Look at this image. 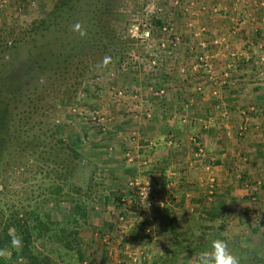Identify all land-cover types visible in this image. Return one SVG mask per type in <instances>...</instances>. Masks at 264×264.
<instances>
[{
	"label": "rangeland",
	"instance_id": "1",
	"mask_svg": "<svg viewBox=\"0 0 264 264\" xmlns=\"http://www.w3.org/2000/svg\"><path fill=\"white\" fill-rule=\"evenodd\" d=\"M57 1L0 0V76L15 78L18 87L1 108L10 143L0 157V207L5 212L9 207L33 209L53 226L34 245L57 264H79L80 252L85 256L81 264H108L105 259L92 263L94 252L108 250V240L121 230L118 235L123 234L121 225L127 220L123 214L119 221L121 213L116 212L117 196L123 191L114 192L110 187L113 146L106 140L108 128L118 127L121 132L140 118H149L144 110L149 107L152 111L155 104L151 96L155 71L163 69L173 78L181 77L186 73L183 63L188 55L181 58L175 51L174 57L172 53L166 56L162 67L149 66L154 47H145L132 35L145 0H68L69 5L47 16ZM152 2L169 11L168 2ZM95 17L106 22L109 37L103 40L108 52L79 58V47L87 51V42L94 41ZM40 19H46L45 25L35 31ZM76 23L86 35L73 31ZM105 56L112 62L103 67ZM92 109L95 120L89 116ZM128 118L136 121L128 122ZM55 124L59 131L53 136L49 129ZM55 138L64 144L72 142L78 156L72 157L64 144L53 143ZM118 153L131 158L125 148ZM38 165H45L48 173L37 171L41 169ZM53 171L65 179L57 178ZM55 185L61 186L58 195L50 191ZM111 191L115 194L110 195ZM136 209L144 216L137 204ZM252 209L261 211H253L254 217L247 211V224L238 230L237 240L245 245L240 249L241 264H264V202ZM58 226L64 227L60 242L53 235L48 237ZM64 243L71 249L68 253Z\"/></svg>",
	"mask_w": 264,
	"mask_h": 264
},
{
	"label": "crops",
	"instance_id": "2",
	"mask_svg": "<svg viewBox=\"0 0 264 264\" xmlns=\"http://www.w3.org/2000/svg\"><path fill=\"white\" fill-rule=\"evenodd\" d=\"M193 1V11L199 4L205 9L191 18L188 14L173 17L179 22L176 27L182 39L177 52L181 58L188 55L183 63L186 73L162 82L166 97L163 101L155 99L149 118H140L126 131L108 128L106 140L113 146L108 163L112 166L110 187L114 192L129 191L123 195L127 220L121 225L123 234L118 235L121 230L108 240V250L94 252L96 246L92 263L105 259L108 264H193L211 238L225 239L240 256L245 245L237 236L247 224L250 211L248 187H257L255 203L264 202V159L260 158L264 157V94L253 75V65L245 60L255 53L256 41L264 47V0L262 7L252 12V18L245 16L243 2ZM236 19L241 25L236 34L227 36V48L217 51L216 46H209L217 54L210 60V70L219 74L230 53L235 54L238 65L223 82L219 75L208 78L194 59L197 51L191 31L203 26V36L209 43L213 35L223 33ZM243 121L245 132L239 133ZM124 148L131 158L118 153ZM126 166L134 167L133 175L148 180L151 186L155 208L151 215H144L149 221L145 227L148 237L127 235L144 216L139 215L126 185L129 175L122 168ZM101 240L104 242V238Z\"/></svg>",
	"mask_w": 264,
	"mask_h": 264
},
{
	"label": "trees",
	"instance_id": "3",
	"mask_svg": "<svg viewBox=\"0 0 264 264\" xmlns=\"http://www.w3.org/2000/svg\"><path fill=\"white\" fill-rule=\"evenodd\" d=\"M161 1H163V0H161ZM164 1H165V3L168 2V0H164ZM147 2H148V0L143 1L144 7L147 5ZM156 4L159 5L158 3H156ZM67 5H69L68 0H58L55 4H53V7L50 9L47 16H49L50 14L54 15V13L57 10H59L60 8H62L64 6H67ZM168 10L173 11V8L168 6ZM165 12H167V11H165ZM147 15H148V18L151 21H153L155 29L157 27H160L161 24L163 22H165L164 18H162V19L154 18L153 16L149 15V13ZM95 19L97 20V22H96V25H95L94 30H93V32H94L93 40L94 41L93 42L92 41L87 42V45H88V46H86L87 51L84 49V47H79V52H78L79 58H81V57L87 58L88 54H92V55L94 54L95 56H96V54H100L103 56L108 52L107 48L105 46L107 42L103 40L104 38L107 39V37H109L108 36V29H107V26L105 24L106 22L104 19L99 20L100 18H98V17H95ZM45 21H46V19H40L39 22L34 27L35 31L42 28L45 25ZM181 41H182V39H181ZM174 48L177 50V48H179V47L175 46ZM149 56H148V58L150 59L151 55H149ZM162 62L163 61H161L159 64L160 67H162L161 66ZM237 64H238V61H237ZM252 70H253V75L256 74V70L254 67H252ZM80 73H81V71H80ZM154 75L157 77L155 83L153 84V85H155L153 88L156 90L158 87H164L165 88V86L162 84V82H165V80H167L166 77H168L170 79L173 78V76L171 75L170 72H166L163 69H159V71L157 69L155 71ZM80 79H81V75H79V84H80ZM14 82H15V78H12L10 76H7V77L0 76V157L2 156V154L4 152V149L7 148L6 145L8 143H10V136H9L10 131L8 132L6 128H3V119H1V114H3L2 113L3 110H1V108L3 109V106L7 102V99L10 98L14 94L15 90L18 88L17 86H15ZM262 88H263L262 92L264 93V85H262ZM118 89H120V88L118 87ZM196 91H198V90H196ZM165 97H166V94L161 95V96H159V100L163 101ZM93 111H94V109H92L90 114H89L91 119L93 118V116H96V115H94ZM94 122L95 121H93V124H94ZM49 130H50V134L54 136L58 133L59 127L57 124H55ZM81 138L82 137L79 135V142H80ZM74 142L76 143V141H74ZM53 143L59 144V146L64 144V142H62L58 138H55ZM70 144L71 145H69L68 143L64 144V147L70 153V155H72V157H77L78 156L77 151L75 150V148L71 147V146H73L72 142ZM34 151L36 152L35 149H34ZM32 153H33V151L30 152V155ZM123 157L126 158V155L124 154ZM44 158H45V156H44ZM79 158H81L80 153H79ZM43 162H44V160H43ZM38 167L41 169H38L37 171H46L45 174L48 173V170L46 169L45 165L43 168L40 165H38ZM130 169H131L130 172L127 171ZM132 171L134 172V167H132V166L123 167V172H126V174L129 175L128 178H130L132 176H137V175H133L134 173ZM53 172L56 175V177L60 178L62 181H63V179H65L64 176H62L63 178L58 177L59 172L57 174H56V171H53ZM50 191L52 193L58 195V194H60L61 186L55 185V187H53V189ZM127 193H129V191L128 192L124 191V193L120 192L119 193L120 196H117V201H116V204L118 207L117 212L121 213V217H120L121 219L119 220L117 217V219L119 221L122 220V215L125 213V209H126L124 204L121 203L120 199H121V197L127 196L126 195ZM114 194H115L114 192H112V191L110 192V195H114ZM122 194L124 196H122ZM132 194H133V192H132ZM154 204L152 206L151 214L153 213L154 208H155ZM6 210L7 211L5 212L0 207V249L5 248V247H10V240L12 237V233L10 232V230H12L13 234L19 235L22 237L23 247H22V249H19V250H15V249L11 250V255L8 259L0 258V264H57L56 260H52L51 257L44 255L41 251L37 250L35 245H34V242L39 241L42 237H44L50 231L51 228H54V227L47 225V223H45V221H43L41 219V217L38 216L37 213L33 209L29 210V209H25L23 207H9ZM145 216H149V215H145ZM145 216L141 220L136 221L132 225V227L128 229L127 235L129 237H133V238L134 237H140V236L148 237L150 235L149 232L145 231V227L149 223L147 217H145ZM60 224H63V223L59 222L58 225H60ZM92 229H96V228L92 227ZM63 230H64V227L58 226L57 229L55 227V229H53L51 234L50 235L48 234V237H50L51 239L53 237H55V239H57L56 241L60 242L61 238H59L58 236H59V232L60 231L63 232ZM52 235H53V237H51ZM66 243H68V242H66ZM65 246L66 245L64 243V246L62 245L63 249L65 250L64 252L68 253L71 249L66 248ZM84 258H85V256H83V254L81 252L78 253L79 264H81L84 261Z\"/></svg>",
	"mask_w": 264,
	"mask_h": 264
},
{
	"label": "built area",
	"instance_id": "4",
	"mask_svg": "<svg viewBox=\"0 0 264 264\" xmlns=\"http://www.w3.org/2000/svg\"><path fill=\"white\" fill-rule=\"evenodd\" d=\"M186 1V2H185ZM237 2H243L245 16L252 18V12L259 9L263 5V0H236ZM251 1V2H250ZM168 6L173 8V11H167L157 5L152 0H148L147 5L143 9L142 18L137 21L133 26V33L136 39L139 40L145 47L152 44L155 52L150 53L151 58L148 61L150 67L159 66L160 62L166 60V56L172 53V56H175V46L179 47L181 44V36L179 34V29L176 27L178 23L174 20V15H189L190 18L195 15V13L202 12L205 9L203 4H199L197 11H193L194 1L193 0H168ZM183 12V13H181ZM153 16L154 18L165 19V22L161 24L160 27L154 28V23L148 18V14ZM176 23H175V22ZM187 24V22H186ZM192 21L188 22V27L192 26ZM239 25H241V20L236 19L234 22L227 27V29L220 33L219 35L215 34L210 39V42L207 43L205 37L203 36L205 28L203 26H198L191 31V38L194 40L195 48L197 51L194 54V59L196 60V64H200L203 66L204 74L206 77L211 78L212 76H220L221 81L227 78L229 71L234 68V66L238 65L237 60L234 58L235 54H228V59L224 63V67L222 71L216 75L211 73L210 70V60L217 56V54L210 50L209 46H216L217 51H221L222 49L227 48L228 38L227 36H231L236 34L239 31ZM178 49V48H177ZM255 53L248 55L245 60L250 61L253 67L256 70V78L260 81L261 85H264V47L259 42H255L254 44ZM229 56L231 58H229ZM203 74V75H204ZM199 89V87H197ZM120 92L119 90L117 91ZM166 89L164 87H158L157 90L154 89V92L151 93V96L155 99H159V96L165 95ZM264 94V93H263ZM149 103L147 104V106ZM151 109L147 107L144 110V116H151ZM96 116H93L92 120H95ZM99 120V119H97ZM239 128V133H242L245 130V122L243 121ZM126 185L130 188L133 194L136 196V204L140 208V210L144 213V215H149L152 212V206L154 204V199L151 196V186L148 180H141L138 176H132L127 179ZM251 192H249V200H250V216L254 217L253 211L255 213H259V210L252 209L255 202L256 197L254 195V191L256 190V186L248 187ZM147 189V195L143 202V196L145 194V190ZM248 189V190H249ZM121 203H125V197H121ZM147 205V206H146ZM121 219V218H120ZM119 219V220H120Z\"/></svg>",
	"mask_w": 264,
	"mask_h": 264
},
{
	"label": "clouds",
	"instance_id": "5",
	"mask_svg": "<svg viewBox=\"0 0 264 264\" xmlns=\"http://www.w3.org/2000/svg\"><path fill=\"white\" fill-rule=\"evenodd\" d=\"M82 26L79 23L73 25V31L80 32L81 36L86 35L81 30ZM112 62V58L105 56L101 66L106 67ZM147 195V189L143 196V202ZM147 206V205H146ZM23 247V239L19 235H13L10 240V247L0 249V258L8 259L11 255V250H19ZM191 260V258H190ZM193 264H241V257L236 255L229 247L228 242L222 238H211L207 248L197 253Z\"/></svg>",
	"mask_w": 264,
	"mask_h": 264
}]
</instances>
